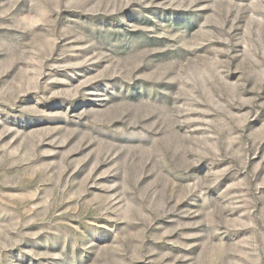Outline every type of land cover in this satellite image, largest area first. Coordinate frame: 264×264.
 I'll return each instance as SVG.
<instances>
[{"label":"rangeland","instance_id":"rangeland-1","mask_svg":"<svg viewBox=\"0 0 264 264\" xmlns=\"http://www.w3.org/2000/svg\"><path fill=\"white\" fill-rule=\"evenodd\" d=\"M0 264H264V0H0Z\"/></svg>","mask_w":264,"mask_h":264}]
</instances>
